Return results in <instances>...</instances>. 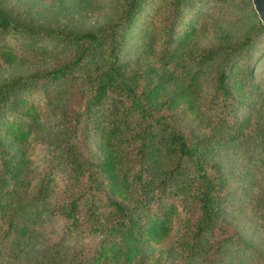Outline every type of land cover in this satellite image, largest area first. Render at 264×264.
<instances>
[{
  "label": "trees",
  "instance_id": "1",
  "mask_svg": "<svg viewBox=\"0 0 264 264\" xmlns=\"http://www.w3.org/2000/svg\"><path fill=\"white\" fill-rule=\"evenodd\" d=\"M141 1L128 0L121 16L100 30L73 32V58L32 75L52 82L63 80L84 61L92 63L96 47L105 46L104 61L90 70L73 117L78 124L91 111L102 108L97 129L100 157L90 159L78 150L75 156L82 168L73 188L76 194L54 204L55 210L69 219V225L89 221L99 236L77 264H163L153 256L150 244L170 237L177 217L180 225L171 242L174 250L224 264H264L260 250L239 230L222 222L225 178L216 160L221 146L244 138L249 133L246 129L251 128L254 100L246 103L237 94L251 90L244 84L251 79L252 65L231 70L240 56L251 57V37L234 45L175 54L170 43L179 29L184 2L172 0L161 27L162 42L156 52L153 44L149 47L151 54H157L156 66H147L143 74L130 71L121 57V46ZM258 28L264 31V24L258 22ZM10 29L24 28L11 25L9 15L0 10V33ZM211 60L216 62L204 83L200 78L203 66ZM237 71L241 76L230 82V75ZM141 74L146 79L137 88L135 82ZM23 79L15 77L0 85V109ZM109 93L114 94L111 100ZM181 102L208 121L207 131L186 135L171 120L174 114L170 110ZM32 110L29 105L22 113ZM29 123L25 115L0 120L5 137L17 141L25 140ZM8 162L10 159L2 165ZM49 180L47 175L41 179L38 193L48 187ZM259 190L245 200L251 207L250 218L264 235V187ZM251 247L253 250H248Z\"/></svg>",
  "mask_w": 264,
  "mask_h": 264
},
{
  "label": "rangeland",
  "instance_id": "2",
  "mask_svg": "<svg viewBox=\"0 0 264 264\" xmlns=\"http://www.w3.org/2000/svg\"><path fill=\"white\" fill-rule=\"evenodd\" d=\"M127 1L0 0V10L9 15L10 24L24 28L0 33V85L15 77L24 78L16 86V93L0 109V120H17L25 115L30 122L23 141L5 137L0 124V264H77L98 241L99 236L89 221L78 220L71 226L69 219L55 210L54 204L76 192L73 188L82 168L75 156L78 150L90 159L100 157L97 129L102 108L91 111L78 124L73 117L84 96L90 70L104 61L105 46H97L92 63L84 61L63 80L52 82L39 77L34 79L32 75L73 58V32L100 30L113 23L121 16ZM171 2L141 1L121 46V57L128 63L126 69L141 70L143 74L147 66H156L157 54H151L149 47L153 44L156 52L162 42L161 27ZM183 2L179 29L170 43L175 54L187 49L196 53L206 48L234 45L251 37L248 49L251 57L240 56L231 69L252 65L251 79L244 84L251 90L246 95L237 94L246 103L254 100L251 128L246 129L249 133L244 138L221 146L216 160L225 178L222 222L229 229L239 230L264 256V235L250 218L251 207L245 200L256 196L264 187V150L261 149V144L264 145V31L258 30L260 20L251 0ZM215 62L211 60L203 66L200 78L204 83ZM236 73L230 75V82L241 76L240 71ZM142 74L136 79L137 88L146 79ZM109 96L111 100L114 94L109 93ZM29 105L33 107L32 112L23 114L22 110ZM170 112L174 114L171 120L186 135L201 134L209 128L205 118L196 116L182 102ZM6 159L10 162L2 165ZM46 175L50 178L48 187L38 193L37 184ZM179 225L180 217H177L170 237L150 244L153 256L163 264H224L210 261L207 256L174 250L171 242ZM253 247L248 250L252 251Z\"/></svg>",
  "mask_w": 264,
  "mask_h": 264
},
{
  "label": "water",
  "instance_id": "3",
  "mask_svg": "<svg viewBox=\"0 0 264 264\" xmlns=\"http://www.w3.org/2000/svg\"><path fill=\"white\" fill-rule=\"evenodd\" d=\"M251 4L260 22L264 24V0H251Z\"/></svg>",
  "mask_w": 264,
  "mask_h": 264
}]
</instances>
